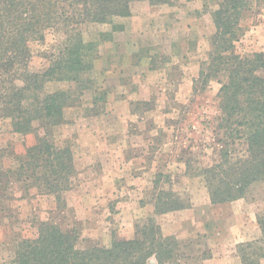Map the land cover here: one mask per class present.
Masks as SVG:
<instances>
[{"label": "rangeland", "instance_id": "rangeland-1", "mask_svg": "<svg viewBox=\"0 0 264 264\" xmlns=\"http://www.w3.org/2000/svg\"><path fill=\"white\" fill-rule=\"evenodd\" d=\"M222 1L173 0L156 7L152 18L133 23L137 36L123 34L128 18L85 25V40L96 45L89 59L94 69L63 117L37 121L25 136L0 122V264H11L20 228L46 220L55 206L47 197L18 199L16 178L7 177L15 155L45 137L73 151L77 171L66 194L68 209L52 216L57 223L79 229L92 244L110 246L114 238L133 239L154 213L158 192L172 191L191 207L157 216L163 233L191 242L190 258L210 252L212 258L201 264H241L237 245L261 237L257 215L264 214V183L245 199L212 205L203 178L205 169L221 162L227 141L231 157L247 155L244 141L231 144L219 128L218 93L226 77H200L212 50V14ZM143 4L148 6L140 3L134 12ZM241 25L237 52L263 49L264 10L254 5ZM60 40L49 32L44 42L31 44L33 69L45 64L44 52ZM8 193L17 198L3 200Z\"/></svg>", "mask_w": 264, "mask_h": 264}, {"label": "trees", "instance_id": "trees-1", "mask_svg": "<svg viewBox=\"0 0 264 264\" xmlns=\"http://www.w3.org/2000/svg\"><path fill=\"white\" fill-rule=\"evenodd\" d=\"M144 2L155 7L173 0H0V122L25 136L37 121L62 118L94 69L90 55L96 45L85 40L83 27L131 17L135 6ZM254 5L264 10V0L220 3L212 14V50L200 71L204 81L226 77L218 93L219 128L231 144L244 141L247 146L245 157L233 158L227 141L221 162L203 171L212 205L245 199L251 188L264 183V48L248 55L236 48L244 35L243 13ZM49 32L61 40L44 52L45 64L33 69L31 44L44 42ZM13 161L7 177L15 176L18 199L47 197L55 206L46 220L20 228L11 264H188L191 259L201 264L212 258L208 251L190 258L186 250L191 242L166 236L157 223V216L191 207L172 191L158 192L154 213L137 226L133 239L114 238L110 246H102L52 218L68 209L66 194L77 174L70 148L59 149L45 137ZM14 195L8 193L3 200L12 201ZM257 224L261 237L237 245L241 264H261L264 259V214L257 215Z\"/></svg>", "mask_w": 264, "mask_h": 264}, {"label": "crops", "instance_id": "crops-1", "mask_svg": "<svg viewBox=\"0 0 264 264\" xmlns=\"http://www.w3.org/2000/svg\"><path fill=\"white\" fill-rule=\"evenodd\" d=\"M137 5H140V4H137ZM147 7H146V4H143V6H140L139 9H135V12H134V9L132 10L131 17H128L130 21L128 22V26L125 27L123 34L125 33L126 35L132 36L134 33V35L137 36L138 35L137 27L135 28L136 30L133 29V26H134L133 23H135V26H136L139 23L140 19L142 20V19L152 18L154 16L153 9H155L156 7H162V6L152 7L148 4ZM263 264H264V261H263Z\"/></svg>", "mask_w": 264, "mask_h": 264}]
</instances>
